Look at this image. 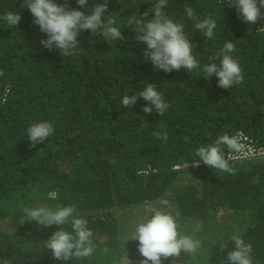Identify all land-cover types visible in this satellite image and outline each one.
<instances>
[{"label":"trees","instance_id":"trees-1","mask_svg":"<svg viewBox=\"0 0 264 264\" xmlns=\"http://www.w3.org/2000/svg\"><path fill=\"white\" fill-rule=\"evenodd\" d=\"M103 2L88 0L81 8L67 0L81 11ZM156 2L108 0L104 15L115 18L125 39L107 42L101 33L82 30L79 54L65 57L40 43L47 36L33 23L25 0H0V15L11 11L22 17L16 27L0 21V264H125L127 258L139 264L138 246L123 245L126 228L136 224L130 214L144 208L150 218L162 207L161 198L169 200L171 214L179 212L177 225L191 227L184 230L200 241V250L182 253L176 264H225L233 235L251 243L253 264H264V159L230 162L233 173L202 161L184 167L199 162L198 147L224 133L242 131L264 147V36L257 31L264 19L244 22L227 0H168L164 11L184 24L201 66L225 42L236 45L232 55L244 80L223 89L215 74L206 80L199 70L168 73L145 60L146 45L136 41L126 21ZM186 6L199 19L217 22L213 38L195 29ZM153 16L149 12L147 19ZM147 83L157 84L170 105L163 116L144 113L142 98L122 107L124 95ZM45 120L54 126L53 135L30 147L27 128ZM154 132H166L167 142ZM224 152L234 153L226 146ZM67 205L76 206L93 232L94 251L82 260H56L46 241L61 226L42 227L23 212ZM199 229L211 234L209 242Z\"/></svg>","mask_w":264,"mask_h":264},{"label":"clouds","instance_id":"clouds-1","mask_svg":"<svg viewBox=\"0 0 264 264\" xmlns=\"http://www.w3.org/2000/svg\"><path fill=\"white\" fill-rule=\"evenodd\" d=\"M81 8L87 5L88 0H76ZM229 6H235L237 14L244 22L255 25L258 20L264 19V0H227ZM26 8L33 16V23L39 26L47 39L41 40L44 48L56 49L65 57L76 56L80 52L78 41L79 33L82 30H90L91 33H101L108 41H122L120 27L116 26L115 18L109 14L108 0L103 3L81 11L71 8L64 0L58 4L54 0H25ZM168 5V0H157L152 4L149 11L142 15H130L126 21L127 27L135 32V39L146 45L144 57L150 61L155 69L172 72L181 68L191 72L199 70L206 80H210L215 74L218 78V86L223 89H230L234 85L241 84L244 80V73L240 63L232 55L236 50L233 42H225L219 52L209 57V62L201 66L200 61L193 55V44L190 43L188 35L185 33L184 24L175 22L164 11ZM149 12H153L152 19H147ZM187 18L194 21V27L206 38L214 37V30L217 22L206 17L199 19L192 7L186 6ZM22 17L19 13L6 11L0 15V21L9 26H17ZM258 32H264V27H260ZM220 59L219 65L213 63ZM3 71L0 70V76ZM138 98L147 102V106L142 108L146 114L153 111L163 116L170 105L164 100L163 94L157 90V84L147 83L142 91L136 94L124 95L121 99L122 107L131 108L137 103ZM27 136L30 140V147H35L37 143L45 142L53 135L54 126L48 121H41L30 125L27 128ZM154 137L168 140L166 132H154ZM224 146L229 152H242L244 145L240 141V135L230 136L224 133L216 138L213 143L207 146H200L196 149L195 155L199 157V162L205 165L226 172L233 173L230 167V160L224 152ZM198 162V163H199ZM161 208L153 210L150 218L145 217L134 226L135 236L132 239L139 241L138 252L143 257L139 264H163V260L173 258L172 264H176L175 258L182 253L194 254L200 248V241L190 236L179 234L177 217L171 214L169 200L161 198L158 201ZM27 221H34L42 227L52 225L61 226L46 241V248L52 251L53 257L60 261L82 260L92 255L94 248L91 243L92 230L88 227V221L77 213L75 205L57 206L55 209L46 206L25 207L23 209ZM64 225L70 226V231L64 229ZM234 249L227 252L225 264H253L252 245L245 242L241 237L233 235ZM128 241V240H127ZM225 248L221 245V249ZM3 264H10L4 260ZM125 264H132L127 258Z\"/></svg>","mask_w":264,"mask_h":264},{"label":"built area","instance_id":"built-area-1","mask_svg":"<svg viewBox=\"0 0 264 264\" xmlns=\"http://www.w3.org/2000/svg\"><path fill=\"white\" fill-rule=\"evenodd\" d=\"M260 27H264V22L259 23L257 26V31ZM264 36V32H259ZM240 135V141L244 145V149L242 152H234V153H229L227 157L229 158L230 162L234 161H248V160H260L264 159V147L256 145L249 136L244 134L242 131H239L236 133V135ZM202 165L201 162L194 163V164H185V168H192L195 166H200ZM181 167L176 166V169H180ZM146 173H149L148 170L144 171Z\"/></svg>","mask_w":264,"mask_h":264},{"label":"rangeland","instance_id":"rangeland-1","mask_svg":"<svg viewBox=\"0 0 264 264\" xmlns=\"http://www.w3.org/2000/svg\"><path fill=\"white\" fill-rule=\"evenodd\" d=\"M147 210L146 209H144V208H138V209H135V210H132V212H131V214H130V217H133L135 220H136V223L137 222H139V221H141L143 218H145V217H147ZM184 225V224H183ZM187 225H189V224H187ZM134 226H135V224H133V225H130V226H128L127 228H126V230H125V234H124V237H123V245L126 247V248H131L132 246H138L139 245V243H138V240H136V239H132V238H134V236H135V232H134ZM179 232H180V234H183V235H189V232L187 231V230H184V229H188V228H191V227H189V226H182V224L180 223L179 224ZM180 228H181V230H180ZM193 230L195 231V232H197L196 231V229H195V226H194V228H193ZM199 234H204V238H205V240L206 241H208V239H211V234L210 233H207V234H205V232H204V230L203 229H199ZM187 235V236H188ZM190 237H192V233L189 235ZM128 240V241H127ZM209 242V241H208ZM211 242V241H210ZM212 243V242H211ZM134 244V245H133ZM134 246V247H135ZM198 250H200V248L198 249ZM142 260V259H141ZM181 263H182V261H181Z\"/></svg>","mask_w":264,"mask_h":264}]
</instances>
